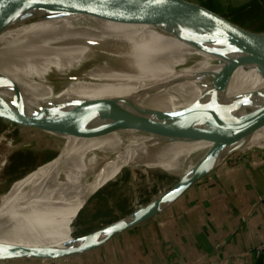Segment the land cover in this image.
Instances as JSON below:
<instances>
[{
	"label": "bare ground",
	"instance_id": "1",
	"mask_svg": "<svg viewBox=\"0 0 264 264\" xmlns=\"http://www.w3.org/2000/svg\"><path fill=\"white\" fill-rule=\"evenodd\" d=\"M113 20L128 19L73 14L19 23L0 35V72L19 84L31 106L71 100L95 110L86 100L124 97L174 112L210 96L224 68L217 56L147 22ZM110 45L127 56H96ZM144 61L153 65L140 77L126 73ZM260 89L264 76L254 65H240L232 72L227 92ZM63 138L61 154L16 180L8 194L0 196V241L64 247L73 242V222L87 197L126 168L158 166L184 174L211 146L205 140L165 143L133 130ZM256 148H264V127L242 152Z\"/></svg>",
	"mask_w": 264,
	"mask_h": 264
},
{
	"label": "water",
	"instance_id": "2",
	"mask_svg": "<svg viewBox=\"0 0 264 264\" xmlns=\"http://www.w3.org/2000/svg\"><path fill=\"white\" fill-rule=\"evenodd\" d=\"M73 14L147 22L214 54L224 68L217 73L218 80L209 97L174 112L153 109L124 97L86 100V105H94L95 110L71 100L31 106L19 84L0 72V119L52 140L56 152L47 161L60 154L63 135L92 137L114 130H133L165 143L205 140L211 146L172 186L127 216L87 234L74 235L73 242L64 247L0 241V263L25 259L67 261L105 248L178 201L194 184L241 152L254 133L264 127V89L227 92L232 72L240 65H254L264 76V31L244 27L216 6L194 0H2L0 35L22 22ZM111 181L91 193L84 206Z\"/></svg>",
	"mask_w": 264,
	"mask_h": 264
},
{
	"label": "crops",
	"instance_id": "3",
	"mask_svg": "<svg viewBox=\"0 0 264 264\" xmlns=\"http://www.w3.org/2000/svg\"><path fill=\"white\" fill-rule=\"evenodd\" d=\"M118 22L138 24L132 20ZM96 56L120 60L127 53L110 45ZM151 65L149 61L136 62L126 73L137 78ZM115 179L89 202L101 192H112L114 188L110 186ZM132 179H137V172ZM161 192L131 211L112 216L96 229L127 216ZM261 244H264V148H256L235 154L163 212L99 251L67 261L25 259L0 264H257L259 257L255 250Z\"/></svg>",
	"mask_w": 264,
	"mask_h": 264
},
{
	"label": "rangeland",
	"instance_id": "4",
	"mask_svg": "<svg viewBox=\"0 0 264 264\" xmlns=\"http://www.w3.org/2000/svg\"><path fill=\"white\" fill-rule=\"evenodd\" d=\"M194 1L212 4L228 18L244 27L264 31V0ZM0 137V196H2L10 190V186L16 180L54 156L56 150L53 146L55 147L56 144L38 131L2 119H0ZM58 143L61 144L62 141ZM241 153L246 152L241 151L236 154ZM135 172L137 179L134 180L132 175ZM178 178L179 175L168 173L158 166L126 168L111 183L110 187L114 188L112 192H101L76 216L73 222L74 235L87 234L112 216L133 210L172 186ZM115 189L118 190L114 192Z\"/></svg>",
	"mask_w": 264,
	"mask_h": 264
},
{
	"label": "built area",
	"instance_id": "5",
	"mask_svg": "<svg viewBox=\"0 0 264 264\" xmlns=\"http://www.w3.org/2000/svg\"><path fill=\"white\" fill-rule=\"evenodd\" d=\"M255 253H256L257 257H264V244L259 245L256 248Z\"/></svg>",
	"mask_w": 264,
	"mask_h": 264
},
{
	"label": "trees",
	"instance_id": "6",
	"mask_svg": "<svg viewBox=\"0 0 264 264\" xmlns=\"http://www.w3.org/2000/svg\"><path fill=\"white\" fill-rule=\"evenodd\" d=\"M257 264H264V257H259Z\"/></svg>",
	"mask_w": 264,
	"mask_h": 264
}]
</instances>
